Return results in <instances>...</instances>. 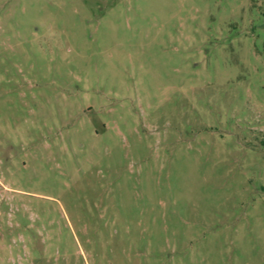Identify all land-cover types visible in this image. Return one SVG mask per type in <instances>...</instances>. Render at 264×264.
<instances>
[{
  "label": "rangeland",
  "instance_id": "obj_1",
  "mask_svg": "<svg viewBox=\"0 0 264 264\" xmlns=\"http://www.w3.org/2000/svg\"><path fill=\"white\" fill-rule=\"evenodd\" d=\"M0 264H264V0H0Z\"/></svg>",
  "mask_w": 264,
  "mask_h": 264
}]
</instances>
